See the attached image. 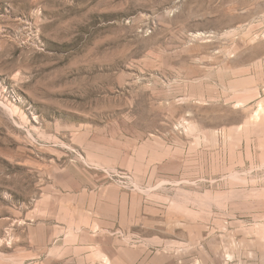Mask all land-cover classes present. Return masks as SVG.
Masks as SVG:
<instances>
[{"label": "rangeland", "instance_id": "obj_1", "mask_svg": "<svg viewBox=\"0 0 264 264\" xmlns=\"http://www.w3.org/2000/svg\"><path fill=\"white\" fill-rule=\"evenodd\" d=\"M0 264H264V0H0Z\"/></svg>", "mask_w": 264, "mask_h": 264}, {"label": "bare ground", "instance_id": "obj_2", "mask_svg": "<svg viewBox=\"0 0 264 264\" xmlns=\"http://www.w3.org/2000/svg\"><path fill=\"white\" fill-rule=\"evenodd\" d=\"M233 82H234V81H233ZM235 84H236V83H235ZM233 86H235V85H233ZM235 87L238 88L237 86H235ZM230 88H231V87H230ZM236 88H235V89H236ZM232 90H233V89H232ZM238 90H239V89H238ZM242 90H243V89H242ZM236 91H237V90H236ZM239 91H240V90H239ZM244 102H245V100H241V101H238L237 104L240 105V104H242V103H244ZM261 109H263V104H262L261 102H259V103H258V110H257V112H256V115L259 114L258 112H259ZM261 111H262V110H261Z\"/></svg>", "mask_w": 264, "mask_h": 264}]
</instances>
